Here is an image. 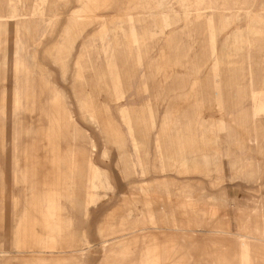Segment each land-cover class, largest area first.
Here are the masks:
<instances>
[{"label":"rangeland","instance_id":"rangeland-1","mask_svg":"<svg viewBox=\"0 0 264 264\" xmlns=\"http://www.w3.org/2000/svg\"><path fill=\"white\" fill-rule=\"evenodd\" d=\"M212 7L0 0V264H65L84 238L85 264L156 263L105 258L98 229L163 242L162 264H264V0Z\"/></svg>","mask_w":264,"mask_h":264},{"label":"bare ground","instance_id":"bare-ground-1","mask_svg":"<svg viewBox=\"0 0 264 264\" xmlns=\"http://www.w3.org/2000/svg\"><path fill=\"white\" fill-rule=\"evenodd\" d=\"M203 3H207L208 4V8L209 9H211L210 10V12L212 13V12H214V11H216V9L217 8H213L212 7V0H201ZM253 2V1H252ZM15 8V7H14ZM205 9V8H204ZM246 11H248V13L250 14V9H249V7H247L246 8ZM171 13V12H170ZM204 11H202V10H200L199 12H198V15L199 16H201V17H203L204 16ZM157 14V13H156ZM201 14V15H200ZM167 17V16H166ZM196 17V16H195ZM162 19V18H161ZM209 22V23H208ZM207 23V25H210V24H213L214 23V21L212 20V19H210V21H208ZM206 24V23H205ZM205 27V26H204ZM72 28H76V21L72 24ZM263 29H264V26H263V24H261V22H259V21H256V26H255V28H254V32H255V34H257V35H262V31H263ZM74 30H76V29H74ZM75 32H77V31H75ZM115 32V31H114ZM113 34V33H112ZM109 42V41H108ZM120 43V42H119ZM109 45V44H108ZM111 45V44H110ZM116 47V46H115ZM179 47V46H178ZM110 48V47H109ZM106 49V48H105ZM118 49H120V48H118ZM109 50V49H108ZM120 51V50H119ZM110 52V51H109ZM122 52V51H121ZM109 55V54H108ZM111 59V58H110ZM130 61V60H129ZM120 64V63H119ZM80 65V67L82 68V69H84V70H88V69H90L91 68V64H79ZM107 67H108V65H107ZM107 67L105 68H103L102 70H99L97 67H92V69L94 70V72L95 73H98L99 74V76L101 77V79L103 80L104 79V77H105V74H106V72H107ZM80 68V69H81ZM113 71V70H112ZM86 72V71H85ZM252 73V71H250V74ZM113 78V77H112ZM106 79V78H105ZM114 79V78H113ZM232 80V79H231ZM235 81V80H234ZM120 82V81H119ZM112 84V83H111ZM236 84V83H235ZM106 86V85H105ZM119 87V86H118ZM234 87H235V85H234ZM107 89V88H106ZM118 89V88H117ZM261 91H264V85L262 84V85H259V86H257L256 87V89H252L251 90V92H252V94L253 93H259V92H261ZM221 96V95H220ZM237 96V95H236ZM166 122H167V120H166ZM252 128L255 130L256 129V123L254 122L253 123V126H252ZM87 158V157H86ZM161 168V167H160ZM81 199V198H80ZM84 201V200H83ZM82 202V201H81ZM85 205H86V203H85ZM263 207V205L262 204H259V205H256V206H254L252 209L254 210V211H257L258 212V209H259V212H260V210H261V208ZM83 208V207H82ZM86 209V208H85ZM260 215V214H259ZM20 219V218H19ZM173 225H175V226H179V224H177V223H175V224H173ZM243 226V225H242ZM243 228V227H242ZM242 231H245V230H242ZM246 233H247V231H245ZM245 233V234H246ZM21 234V233H20ZM252 234H254V235H256V236H259V237H261V238H264V224L262 223V221L260 222V224H259V226H257V228L252 232ZM258 238V237H257ZM260 238V239H261ZM238 239V238H237ZM156 242H154L153 243V245H152V250H154L153 251V253L156 255V257H157V261H156V263L155 264H162L161 262H162V260L164 259L163 257H162V255H163V249H164V247H166V245L163 243V242H161V244H155ZM163 243V244H162ZM183 243V242H182ZM235 244V243H234ZM180 244H178V241L177 242H172L171 243V245L170 246H168L169 248H170V252L172 253V254H174V253H176L177 255L181 252V248H180V246H179ZM136 247H138V251L141 253V255H143L144 254V256L146 255V254H148L149 253V250L151 249V246H149V245H145L144 243H142V240L141 241H139V244L136 246ZM189 247H191V245L189 244V243H187L186 244V247H184V249H185V251H188L187 250V248H189ZM21 248V247H20ZM108 248H110L108 245H104V257L105 258H109L110 256V253L108 252ZM18 250V249H17ZM129 250V245H126V244H121V245H118V246H116L115 248H113V254H115L116 252H127ZM223 250V249H222ZM255 250V249H254ZM213 251V250H212ZM224 251V250H223ZM239 251H237V253H238ZM79 254L80 255H83L84 254V251L83 250H79ZM242 254V253H241ZM240 254V255H241ZM177 257V258H176ZM207 257V256H206ZM208 257H210L209 258V264H225V263H227V262H221V260L220 259H218V257H216V255L214 254V252H209V255H208ZM255 259V258H254ZM167 260H168V263L169 264H179L182 260H181V255H178V256H175V254L174 255H172V256H168L167 257ZM233 262V261H232ZM238 262V261H237ZM134 264V263H133ZM136 264H145V261L141 258V260H139V261H137V263ZM187 264H190V263H188L187 262Z\"/></svg>","mask_w":264,"mask_h":264},{"label":"crops","instance_id":"crops-1","mask_svg":"<svg viewBox=\"0 0 264 264\" xmlns=\"http://www.w3.org/2000/svg\"><path fill=\"white\" fill-rule=\"evenodd\" d=\"M160 9H163L162 7H160V8H158V9H152V11H150V13H154V14H159V10ZM36 14V13H35ZM38 14V13H37ZM80 22V21H79ZM74 23V22H73ZM72 26V25H71ZM74 29H76V30H74ZM75 31H77V32H75ZM78 32H79V35H82V32H81V29L78 27V25H77V21H76V28H73V35H75L74 33H76V35H78ZM115 48H117V46L115 47ZM119 48H120V46H119ZM120 50V51H119ZM118 51H119V53L122 51V49L120 48ZM80 57H81V60H80V62H81V64H93V63H91V61H90V58H89V55H88V53L85 51V49L81 52V55H80ZM120 60V59H119ZM140 62V61H139ZM139 62L137 63V61L135 62V61H133V62H131V64H139ZM118 64V63H117ZM163 148H166V147H164V146H162ZM162 156H163V158H164V156H165V153L164 152H162ZM161 164V163H160ZM155 167V166H154ZM157 167V166H156ZM161 167V168H160ZM157 169H159L160 171H163L164 169H163V165H159L158 167H157ZM76 201H75V203H77L78 204V207L81 209V210H83V211H85L86 209V205H85V203H86V200L84 199V198H82L81 197V199L80 198H77V199H75ZM84 200V201H83ZM82 201V202H81ZM83 207V208H82ZM135 231H141L140 229L139 230H136L135 229ZM118 231H113V232H110V231H103L102 232V229H98V234H99V236H100V238H101V240H100V244H101V251L103 252V254H104V245H108L110 248H108V252L110 253V255L109 256H112L113 255V248H115L116 246H118V245H121V244H126V245H129V250L127 251V252H129L132 248H133V246H137L138 244H139V241H138V239L136 238V239H133V241H131L130 242V240H128V241H125V242H119L118 244H115V245H113L112 246V241H114L115 239H116V237H115V234L117 233ZM131 233H134V232H131ZM83 241H82V243H81V245H84V247H82V248H79L78 249V255H76L75 257H71V258H68L66 261H65V264H85V260H84V258H85V256H86V249L87 248H90V245H89V241H88V239L87 238H84V239H82ZM142 243H144L145 245H153V243H154V241H142ZM178 244H181V242H179L178 241ZM80 245V246H81ZM42 249H51V250H57V252L59 251V249H61V246H57V245H54V246H49V245H46V244H43V245H41L40 246ZM83 250L84 251V254L83 255H80L79 254V250ZM50 252H53V251H50ZM131 252V251H130ZM140 258H142V256H140ZM143 259V258H142Z\"/></svg>","mask_w":264,"mask_h":264}]
</instances>
